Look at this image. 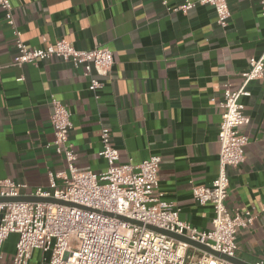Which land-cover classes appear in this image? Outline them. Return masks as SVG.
Instances as JSON below:
<instances>
[{"label":"crops","instance_id":"crops-1","mask_svg":"<svg viewBox=\"0 0 264 264\" xmlns=\"http://www.w3.org/2000/svg\"><path fill=\"white\" fill-rule=\"evenodd\" d=\"M194 1L184 13L175 8L185 0H11L29 48L65 39L78 49L113 51L110 76L96 92L83 67L58 57L14 65L13 27L0 7V179L48 187L50 173L66 169L52 145L55 97L71 113L80 170H106L99 151L108 127L121 162L161 156L165 198L182 220L209 229L213 207L194 199L193 185H211L218 175L220 103L226 85L239 88L250 58L264 51V15L259 0H227L231 17L222 27L212 6ZM249 90L241 99L246 159L229 168L225 204L232 214H254L238 233L236 257L255 264L264 262V79ZM17 237L5 241L0 264H13ZM28 264H49L48 255L36 249Z\"/></svg>","mask_w":264,"mask_h":264},{"label":"built area","instance_id":"built-area-1","mask_svg":"<svg viewBox=\"0 0 264 264\" xmlns=\"http://www.w3.org/2000/svg\"><path fill=\"white\" fill-rule=\"evenodd\" d=\"M198 3L212 6L217 23L222 27L228 25L231 11L227 0H198ZM259 3L264 15V0ZM196 5L194 0H185L175 10L187 13ZM0 7L13 27L18 49L14 65L37 64L58 57L83 67L85 75L90 76L91 91L103 87L100 78L110 76L115 62L110 48L78 49L65 39L46 47L29 48L15 25L11 0H0ZM242 78L237 89L226 85L220 103L223 112L218 133V175L211 185H193L194 199L213 207L209 229L202 230L182 220L177 204L165 198L160 189L161 156L152 154L136 165L121 162L108 127L102 128L99 151L107 161L106 170H80L78 153L69 138L73 128L71 113L53 97L52 145L65 159L66 169L51 172L48 187L0 179V197L35 196L59 201H0V261L5 241L11 234H17L13 264H28L36 249L48 255L49 264H234L148 225L186 236L230 257L237 256L238 233L249 227L255 216L249 210L235 214L228 210L225 200L230 186L229 168L238 167L246 159L249 136L241 130L247 122L241 99L251 95V82L264 79V51L250 58Z\"/></svg>","mask_w":264,"mask_h":264},{"label":"water","instance_id":"water-1","mask_svg":"<svg viewBox=\"0 0 264 264\" xmlns=\"http://www.w3.org/2000/svg\"><path fill=\"white\" fill-rule=\"evenodd\" d=\"M14 200H26V201H59V200H56L54 198H43V197H35V196H20V197H0V201H14ZM149 228L153 229V230H156V231H159L161 233H164L166 235H169L177 240H180V241H183V242H186L192 246H195L199 249H202L204 251H207V252H210L216 256H219L223 259H226L234 264H250V263H247L243 260H241L240 258L238 257H230L224 253H221L219 251H216L214 249H212L211 247H209L208 245H205V244H202L200 242H197L195 240H192L186 236H183V235H180V234H177V233H174V232H170L168 230H165V229H162V228H159V227H155V226H152V225H148Z\"/></svg>","mask_w":264,"mask_h":264}]
</instances>
